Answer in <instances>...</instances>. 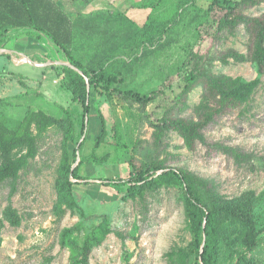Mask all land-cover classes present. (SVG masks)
I'll list each match as a JSON object with an SVG mask.
<instances>
[{"label":"rangeland","instance_id":"374dc122","mask_svg":"<svg viewBox=\"0 0 264 264\" xmlns=\"http://www.w3.org/2000/svg\"><path fill=\"white\" fill-rule=\"evenodd\" d=\"M57 1L75 26L80 27L75 33L74 54L82 57L84 62L93 59L98 72L118 77V82L108 90L102 88L100 94L91 91L92 113L103 115L107 135L96 149L94 158L90 159L95 131L87 127L85 144L77 157L71 159L74 165L80 158L85 159L80 164L83 176L127 178L134 167L147 161L154 131L152 122H157L163 114L194 115L193 108L200 100L202 85H195L183 98L186 108L176 101L175 96L196 62L206 65L215 74L224 73L247 80L257 77L256 69L249 61L229 59V63L224 64L220 59L229 47L248 52L249 39L242 26L233 34L217 32L216 29L217 20L238 0ZM244 13L263 14L264 2L246 8ZM17 32H10L6 47L32 53L30 48L26 49V42L11 41L22 35ZM5 49L8 48L3 50L7 52ZM33 56L38 57L35 53ZM5 57L0 55V64L7 63ZM39 59L50 61V64L67 63L66 58L60 61L54 52L42 54ZM54 71L62 77L61 71ZM39 73L35 78H28L39 82ZM3 74L0 71V77ZM59 76L55 77L60 79ZM16 81L19 87L13 86V98L16 97V103L23 100L29 104L31 96L20 90L25 92L30 84ZM48 84L53 92L57 90L53 86H58L51 79ZM30 87L34 88V85ZM124 90L147 94L151 99L144 104L132 96L126 98ZM57 95L60 93H56L53 102L61 109L69 101L64 97L57 98ZM69 106L78 139L81 105L74 101ZM52 114L56 116L57 109ZM61 116L62 109L58 117ZM97 123L101 128L100 118ZM203 132L206 143L196 141L192 147L186 146L177 133L169 132L160 157H166L167 165L183 167L213 180L217 190L228 199L252 193L255 241H235L237 234L233 233L231 239L227 237L220 243L219 264H264V72L248 103L226 108ZM61 140L59 129L52 127L48 130L40 142L36 158L20 172L10 198L11 184L0 183V218L4 217L9 203L21 217L19 226L5 222L1 230L0 264H78L84 233L91 225L98 224L103 216L107 217L113 232L92 249L89 264H166L164 253L167 250L190 241L178 187H162L148 193L142 200H135L123 198L124 194L112 187L80 182L73 185V197L86 219L77 211L67 209L64 203L58 205L62 197L55 180ZM216 142L250 154L249 160L237 161L229 152L212 145ZM74 147L75 143L69 144L71 154ZM81 220L82 230L62 242V230ZM189 264H193V260Z\"/></svg>","mask_w":264,"mask_h":264},{"label":"trees","instance_id":"16d2710c","mask_svg":"<svg viewBox=\"0 0 264 264\" xmlns=\"http://www.w3.org/2000/svg\"><path fill=\"white\" fill-rule=\"evenodd\" d=\"M76 0H71L75 2ZM90 0H81V2ZM264 2V0H238L227 7L226 12L216 23L217 32L231 33L242 26L248 35V52L243 53L229 47L220 56L224 64L229 59L235 62L249 61L256 69L257 77L247 80L240 76H230L224 73L215 74L206 65L196 62L195 66L185 76L181 91L175 96L177 102L187 107L183 101L197 84L202 85L203 92L199 102L194 106L191 116L163 114L152 122L154 131L152 141L147 150V161L134 167L127 178L121 177H90L80 174V164L85 160L79 159L74 165L72 157H77L86 141V130L92 109L91 91L100 94L118 82L116 75L107 76L98 72L96 63L84 62L77 57L72 48L75 43V33L80 29L63 10L56 0H0V55L4 52L8 36L12 30L28 28L35 34H44L63 52L66 62H55L49 66L57 72H62V84L71 92L72 100L81 105V126L79 137L76 139V124L71 111L61 106L62 116H54L44 110H28L15 127L10 126L0 109V183L9 182L11 190L9 198L15 191V182L20 172L26 170L40 150V142L46 137L49 129L55 127L62 132L61 157L57 169L55 186L61 195L58 205L64 203L67 209L77 211L81 218L86 215L73 197V185L84 182L99 183L123 193V198L144 199L149 193L162 187L174 186L181 190L186 229L191 234L190 241L184 245L172 246L164 253L166 264H219L221 257V242L233 233L236 240L254 242V220L251 207V192L243 197L228 199L221 194L213 180L204 178L183 167L166 164V157L160 156L164 149V140L169 132L179 135L186 146L192 147L196 141L206 143L204 129L214 118L229 107L243 106L251 99L261 82L264 72V13L258 16L248 15L244 10ZM78 41V39H77ZM199 58L202 55H198ZM89 60V59H88ZM98 63V62H97ZM117 91H120L117 89ZM124 96L138 99L146 103L151 97L141 95L137 91L124 90ZM154 92V91H152ZM153 98V97H152ZM1 106V101H0ZM97 110V109H96ZM98 111V110H97ZM100 118V133L95 137L90 159L95 156L96 149L107 135V128L102 114L95 112ZM75 143L73 153L69 144ZM219 146L233 155L239 162L249 160L250 154L243 153L238 148ZM5 222L19 226L21 217L12 204L4 210L0 218L1 230ZM83 228V221L61 232L62 242L77 235ZM113 232L106 216L96 224L91 225L81 240L80 258L78 264H89V255L95 246L102 243L105 237ZM118 236L123 235L116 231ZM231 239V238H230ZM229 242V240L227 241Z\"/></svg>","mask_w":264,"mask_h":264},{"label":"crops","instance_id":"0c3cea01","mask_svg":"<svg viewBox=\"0 0 264 264\" xmlns=\"http://www.w3.org/2000/svg\"><path fill=\"white\" fill-rule=\"evenodd\" d=\"M16 30H18V32H22V35L19 37V39L16 40L13 38L11 41H15L16 43L18 41L22 43L26 42V49L30 48L32 53L30 51L21 52V50L16 47H6L9 49H5L9 53L5 57L7 63L4 62L0 64V71L4 73L0 77V109L5 116L7 123L9 125H13L12 127H15L18 124V122L28 110H44L45 112L52 114L57 109L58 114H56V116L61 115L60 106L54 105L53 102V100H55L54 96H56V93H60V96L57 95V98L64 97L66 100L68 99L69 102L65 106L66 108L69 109V105H72L74 102L72 100L71 92L68 90L70 93L69 94L62 90L67 89L63 86L62 77L59 76V73L56 74V72L49 66L51 62H46L43 59H39V56L42 54L45 55L47 53L54 52L60 58V61H63L65 56L59 47H57L54 42L44 34H35L28 28H20ZM34 53L38 56L37 58L33 56ZM38 72H40V80L39 82L35 83L30 78L31 76H34L33 78H35L36 75H38ZM57 75L61 78H56L55 76ZM16 79L26 85L30 84L29 89H27L25 92L24 90H20L22 94L26 93L27 95L31 96L29 104L23 100L20 103H16V97L13 98V86L16 85L19 87V83L16 81ZM50 79L54 85L58 86H53V88H57V90L54 92L51 90V84H48ZM31 85H34V88L30 87ZM8 89H10V91ZM1 91H3V93ZM20 113L21 116H19ZM92 115L93 113L91 109L88 127H91L92 131H95L94 136L96 137L100 131V127L97 123L99 118L96 113L93 116Z\"/></svg>","mask_w":264,"mask_h":264}]
</instances>
